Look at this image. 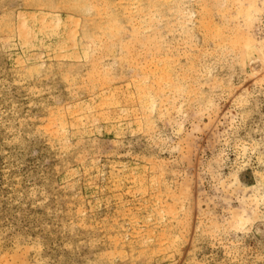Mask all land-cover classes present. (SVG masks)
<instances>
[{"label": "rangeland", "instance_id": "obj_1", "mask_svg": "<svg viewBox=\"0 0 264 264\" xmlns=\"http://www.w3.org/2000/svg\"><path fill=\"white\" fill-rule=\"evenodd\" d=\"M206 1L177 0L182 15L155 21L162 53L136 43L140 63L119 46L77 58L87 39L67 56L47 37L27 50L5 30L27 1L0 0V264H264V41L244 44L264 39V11L247 27L237 3L221 15ZM38 5L28 11L46 12ZM202 18L250 35L217 47ZM152 58L178 82L141 107L138 81L165 65Z\"/></svg>", "mask_w": 264, "mask_h": 264}, {"label": "bare ground", "instance_id": "obj_2", "mask_svg": "<svg viewBox=\"0 0 264 264\" xmlns=\"http://www.w3.org/2000/svg\"><path fill=\"white\" fill-rule=\"evenodd\" d=\"M27 1V3H26V7H27V11H25L24 13H22V12H20V14H21V16L18 18V21H17V23L15 24V23H12V22H8L7 24H6V27H5V30L6 31H11L12 32V34L14 33V35H17L18 37V40H19V42H20V44L22 45V47H24V48H26L27 50H29V48L28 47H36V46H38L39 45V42H40V40L42 39V38H44V37H47V39H49V45H51V46H55V47H59V48H56V50H57V52L55 53L56 54V56H57V53H58V56H59V54H61V52H65V56H67L66 55V52H69V50H68V48L70 47V46H76V47H82L83 45H86V44H83L82 43V41L83 40H89V42L90 43H88V44H93L92 46V48L90 47V45H88V50H85L86 49V47L84 48V50H81L80 48L78 49V51L76 50L74 53H75V55L76 54H78V56L79 55H82V56H86V57H88L89 55L91 56V55H93V54H91V52L93 53V52H95V51H98L99 49H102V51L104 50V51H107L108 53L110 52H113V53H115L116 52V49H117V47L119 46V50L121 49H123L124 51V53H122V51H120V52H118V53H121L123 56L121 57V55H120V57H121V60L123 61V59H127L128 60V58H132L133 57V50H135L136 51V47H135V45H136V43L138 44V43H140L139 45H142L141 47H146V49H148L149 51H150V55H148V56H150V57H152L151 55H153V57H154V55L155 54H157V53H155V52H160V53H162V51L160 50H158V45H159V38L161 37V36H157L156 37V33H155V28H156V22L155 21H157V19L158 18H164V20H166V18H167V21H165V22H167L166 23V25L168 26V21H169V17H167L168 16V12H173V10H175V11H177V13L179 12V14H181L182 15V12L180 13V10L182 9V6H179V5H177L178 4V2H177V0H125V2H123L122 0H26ZM120 1V2H119ZM174 1V2H173ZM197 1V0H196ZM206 1V0H205ZM244 1H247L246 3V5H245V3H244ZM177 2V3H176ZM180 2V1H179ZM186 2V1H185ZM191 2H193V1H191ZM206 2H209V1H206ZM40 3H42L43 5H44V7H45V9H46V12H30V11H28V10H30V9H32V8H35V7H33L32 5H38V6H40ZM176 3V4H175ZM182 4H183V2H181ZM181 3H179V4H181ZM201 3V2H200ZM233 3L235 4V3H237L238 4V10H237V14H236V12H235V17H236V15H238V18H239V16L241 17L239 20H244V22L243 23H246L245 24V26L247 25V27H249V25H252V24H254V23H252L254 20H258V16L260 15V14H262L263 13V11H264V0H263V2H262V5L260 6V3L258 2V0H212V2H210V5H212L211 7H212V9L213 8H217V9H219V10H221L222 11V14H221V12L218 10L217 11V9H216V11L218 12V13H220L221 15H223V13L225 14V12H227V11H229V8H231L230 7V5L232 4L233 5ZM199 4V3H198ZM173 5V6H172ZM195 5H196V3H195ZM209 5V4H208ZM208 5H206V6H203L204 7V10L206 11V9L207 8H209V7H207ZM42 6V5H41ZM236 5H233V7H235ZM189 7V6H188ZM191 7V6H190ZM205 7H207L206 9H205ZM29 8V9H28ZM185 7L183 6V9H184ZM194 8V7H193ZM237 8V7H236ZM66 9H71L74 13H75V17L74 18H72L71 16L73 15V14H70L69 16L71 17V18H69V16L68 15H66L65 14V10ZM182 9V10H183ZM187 9V8H186ZM203 9V8H202ZM210 9V8H209ZM208 9V10H209ZM185 10V9H184ZM190 9H188V11H189ZM191 10H193L192 8H191ZM12 11V10H11ZM70 11V10H69ZM212 10H209L207 13H212L211 12ZM215 11V12H216ZM231 11V10H230ZM71 12V11H70ZM191 12V13H190ZM202 12V11H201ZM214 12V11H213ZM216 12V13H217ZM19 13V12H18ZM173 13H175L176 14V12H173ZM189 15H191L192 14V11H189ZM209 13V14H210ZM63 14H65V15H63ZM170 14V13H169ZM188 14V13H187ZM228 14V13H227ZM227 14H225V15H227ZM17 15V14H16ZM171 15V14H170ZM169 15V16H170ZM177 15V14H176ZM197 15V14H196ZM9 16H10V14H9ZM11 16H12V14H11ZM10 16V17H11ZM146 16H148V18L146 17ZM173 16V15H172ZM201 16V15H200ZM204 16V15H203ZM207 16V15H206ZM213 16V15H212ZM230 16V15H229ZM18 17V16H17ZM137 17H139V19H140V21H142V22H140L139 24H141V25H138V26H135L134 27V23L131 25L130 24V26H133L132 28H131V30L134 28V30L133 31H128V32H130L129 34L127 33V31H126V25L128 24V23H132L133 22V20L134 19H136ZM196 17V16H195ZM209 17H211L210 15H209ZM208 17V20L210 19ZM224 17V16H223ZM226 17V16H225ZM234 17V16H233ZM235 17H234V19H235ZM171 18V17H170ZM204 18H206L205 16H204ZM214 18V17H213ZM222 18V17H221ZM230 18H232V16L231 17H229V19ZM243 18V19H242ZM139 19H138V21H139ZM141 19H144V20H141ZM190 19V18H189ZM212 19V18H211ZM227 18H225V20H226ZM233 18L232 19H230V20H234ZM12 20H14V19H12ZM12 20H10V21H12ZM163 20V21H164ZM173 20V19H172ZM205 21H206V19H204ZM207 20V21H208ZM221 20V19H220ZM228 20V19H227ZM225 21V22H229L230 23V21ZM238 20V21H239ZM259 20H260V17H259ZM132 21V22H131ZM134 21H137V19L136 20H134ZM197 21V20H196ZM202 21V22H201ZM213 21V20H212ZM211 21V22H212ZM215 21V20H214ZM213 21V22H214ZM236 21H237V17H236ZM165 22H164V27L166 28V29H168L169 27H167L166 25H165ZM170 22H171V20H170ZM198 22H200L201 23V26H202V24L204 25V26H202V27H206L205 28V30L206 29H209L208 31L210 32L209 34H207V35H210L211 34V36L209 37V36H206V37H208V38H211V37H213V39H215L216 38V40H217V42L216 43H218L217 45V47H219V46H221V44H222V46H224V47H228V46H230V44H231V47L232 48H239V47H241L242 46V43H240L241 42V40H242V38L244 39L245 38V40H246V36H248V35H250V34H246V32L248 31H244L245 32V34H246V36L245 35H242L244 32L243 31H241V30H239V29H237L236 30V28L234 27V28H232V30H236V32L239 34V37H238V35L236 36V34L237 33H235V34H233L234 32L233 31H228L227 33L228 34H226V32L225 31H227L228 29L226 28L227 26H228V23L227 24H225V25H227V26H224L225 28H226V30H225V28H221V27H223V23L221 24V27H220V25H219V27H217V25L215 24V23H213V24H215L216 26H214L210 21H208V22H206L205 24H207V25H205L203 22V18H202V20H200V21H198ZM223 22V21H222ZM224 22V23H225ZM241 22V23H242ZM255 22V21H254ZM189 23V22H188ZM241 23H239V22H237L236 23V27H238V26H240L241 27V25H239V24H241ZM251 23V24H250ZM256 23V22H255ZM260 23H261V20H260ZM137 24V23H136ZM169 24H171V23H169ZM173 24H175V23H173ZM231 24V23H230ZM234 26H235V23H232ZM238 24V25H237ZM159 25V24H158ZM157 25V26H158ZM179 25V24H178ZM182 25V24H181ZM170 26V25H169ZM187 26H188V24L186 25V28H187ZM191 26V25H190ZM230 26V27H229ZM228 27H229V29L231 28V26L232 25H229ZM245 26H242V28H240V29H242V30H244L243 29V27H245ZM172 27H173V25H172ZM178 27V26H177ZM208 27V28H207ZM256 28L258 27V26H255ZM126 28V29H125ZM174 28V27H173ZM181 28V27H180ZM258 28H260V27H258ZM183 29H185L184 27H183ZM190 29V27H188V30ZM193 29H194V27H193ZM250 29V28H249ZM129 30V29H128ZM197 30V29H196ZM200 30V29H199ZM246 30V29H245ZM251 30H253L252 28H251ZM144 31V32H143ZM162 31V30H161ZM168 31H169V29H168ZM180 31V30H179ZM192 31V30H191ZM260 32H261V29L259 30ZM127 33L128 35H130V37L129 38H131V39H127V40H124L125 38H123V36H121L123 33ZM133 32V33H132ZM170 32H173V31H169V33ZM186 32H187V30H186ZM230 32H232L231 34H233L232 36H235V38H240L241 37V35H242V38H241V40L240 39H231L230 37H231V35H230ZM240 32H242V33H240ZM124 33V34H125ZM157 33H158V31H157ZM162 33V32H161ZM177 33V32H176ZM183 33V32H182ZM199 33H201V32H199ZM206 33L207 32H204V35H206ZM254 33V32H253ZM8 34V33H7ZM159 34V33H158ZM174 34V33H173ZM202 34V33H201ZM194 35H196V34H194ZM203 35V36H204ZM230 35V39L228 38V36ZM167 36V35H166ZM178 36H179V38H180V35L178 34ZM193 36V35H192ZM192 36H190V37H192ZM243 36H245V37H243ZM123 38V40L124 41H121L119 38ZM169 37V36H168ZM175 37V36H174ZM177 37V36H176ZM184 37V36H183ZM186 37V36H185ZM190 37H188V39L190 38ZM256 37V36H255ZM259 37H260V35H259ZM172 38V37H171ZM205 38V37H204ZM116 39H118V40H116ZM185 39V38H184ZM192 39H193V37H192ZM161 40H162V37L160 38V44L162 43L161 42ZM168 40V39H167ZM177 40H178V38H177ZM185 40H187V39H185ZM44 41V40H43ZM163 41V40H162ZM176 41V40H175ZM190 41V40H189ZM209 41V40H208ZM211 41H212V38H211ZM264 41V39L262 38V40H259L258 41V39L256 40L254 37H253V35L252 36H248V38H247V40L246 41H244V42H246V43H244L243 42V40H242V42L244 43V44H246V47L245 48H247L246 50L247 51H255V50H257L258 48H259V45H260V43H262ZM165 42V41H164ZM221 44H220V43ZM81 43L83 44L82 46H81ZM166 43H169V42H166ZM188 43V42H187ZM190 43H192V42H190ZM216 43H215V45H216ZM40 44H41V42H40ZM163 44V43H162ZM169 44H171V43H169ZM178 44V43H177ZM48 45V44H47ZM137 46V45H136ZM163 46V45H162ZM161 45H160V47H162ZM221 46V48H224V47H222ZM244 46V45H243ZM48 47H50V46H48ZM55 47H54V49H55ZM121 47V48H120ZM135 47V48H134ZM152 47H154L153 49L155 50V51H153L151 48ZM168 47V46H167ZM192 47V46H191ZM138 49H143V48H139V47H137ZM156 48V49H155ZM236 48V49H237ZM242 48V47H241ZM244 48V49H245ZM53 49V50H54ZM137 49V50H138ZM161 49V48H160ZM169 49V48H168ZM226 49V48H225ZM52 50V51H53ZM145 50V49H144ZM147 50V51H148ZM157 50V51H156ZM163 50V49H162ZM174 50V49H173ZM219 51H220V49H218ZM55 51V50H54ZM90 53H89V52ZM140 51V50H139ZM139 51H137L136 52V56L138 57V54H140L141 52H139ZM146 50L144 51L145 53H146V55L147 54H149V51L147 52ZM166 51V50H165ZM169 51V50H168ZM213 51V50H212ZM223 51V50H222ZM225 51H227V50H225ZM139 52V53H138ZM86 53V54H85ZM96 53V52H95ZM126 53V56L124 55ZM138 53V54H137ZM145 53H144V55H145ZM170 53V52H169ZM174 53V52H173ZM172 53V54H173ZM224 53V52H223ZM227 53V52H226ZM71 54V53H70ZM89 54V55H88ZM129 54V55H128ZM62 56L64 55V53H62L61 54ZM88 55V56H87ZM131 55H132V57H131ZM145 55V56H146ZM158 55V54H157ZM176 55V54H175ZM175 55H173V57L175 56ZM177 55H179L180 56V54H177ZM204 55V54H203ZM134 56H135V53H134ZM140 56H142V55H140ZM144 56V57H145ZM160 56L162 57V55L160 54ZM207 56V55H206ZM76 57V56H75ZM92 57H94V55L92 56ZM101 57V56H100ZM120 57H119V55H117V59H119V61H120ZM172 57V59H174ZM29 58V57H28ZM77 58H80V56L79 57H77ZM102 58V57H101ZM141 58V57H140ZM155 58H157V56H155ZM160 57H158V59H159ZM166 58V57H165ZM165 58H162L163 59V63H160V62H158V61H156V59H154V58H152L153 59V61L155 60V62L157 63H160V66H161V64L163 65L165 62H164V59ZM176 58H178V57H176ZM95 59V58H94ZM138 59V58H137ZM136 59V57L134 58L133 57V59H131L132 61L134 60V61H136L137 60ZM145 59H147V58H145ZM168 59V58H167ZM93 60V59H92ZM124 60V62L126 63V61ZM130 60V61H131ZM166 60V59H165ZM169 60V59H168ZM167 60V61H168ZM95 61V60H94ZM100 61V60H99ZM138 61V60H137ZM136 61V62H137ZM140 61V63L142 62L141 60H139ZM138 61V62H139ZM161 61V60H160ZM166 61V62H167ZM173 61V60H172ZM176 61V60H175ZM175 61H174V63H175ZM121 62V61H120ZM129 62V61H128ZM128 62L126 63V64H128ZM151 62H152V60H151ZM162 62V61H161ZM178 61H176V63H177ZM192 62V61H191ZM94 63V62H93ZM93 63H92V66H93V68L95 67L94 65H93ZM123 63V62H122ZM132 64H133V62H131ZM130 63V64H131ZM154 63V62H153ZM152 63V64H153ZM121 64V63H120ZM130 64H128V65H130ZM151 64V63H150ZM154 65V68H156V69H158V68H160V66L158 67V65L157 64H153ZM157 65V66H156ZM165 65H166V63H165ZM164 65V66H165ZM167 65L168 66H170V65H172V64H170V63H167ZM167 65H166V67H161L160 69H158V70H156V69H153V70H156V71H158V72H153V71H149V72H153L151 75L149 74H147V73H145V71H144V73L145 74H147L146 76L144 75L143 76V78H142V80H140V81H138L137 83H138V86H137V88H136V90H135V92H136V94L137 95H139V96H137L138 98H140V99H137V100H140V101H137V102H140V104L141 105H143V106H141L139 103H138V105L139 106H141V107H145L144 106V104L146 105L147 103H145L146 101H149V103L152 101H154V98H155V96H157V97H159L158 96V94L160 93V92H158V94H157V91H158V89L160 88V87H162V86H165V85H169L170 86V84H176V85H174V86H177V83L176 82H178L176 79H177V76L176 75H174V77L176 78V79H174V77H173V74H175V73H173V72H175L174 71V69H172V70H169L171 67H167ZM179 64H177V66H178ZM191 65V64H190ZM195 65V64H194ZM122 66V65H121ZM176 66V65H175ZM195 66H197V65H195ZM143 67V66H142ZM150 67H151V65H150ZM191 67H194V66H192L191 65ZM95 68H97V67H95ZM111 68V67H110ZM132 68V67H131ZM180 68V67H179ZM190 68V67H189ZM197 68V67H196ZM32 69V68H31ZM29 70V72L30 71H32V70ZM147 69H149V68H147ZM181 69V68H180ZM182 69H183V67H182ZM199 69V68H198ZM89 70V71H88ZM87 71H86V74H87V72H89V75H90V77L91 76H93V78H94V75H93V70L94 69H92V72H91V70L90 69H88ZM98 70V69H97ZM116 70V69H115ZM151 70V69H150ZM160 70V71H159ZM175 70H176V68H175ZM193 70H196V69H193ZM33 71H35V70H33ZM96 71V70H95ZM101 74H102V72H101V70H98ZM140 71V70H139ZM190 71H191V69H190ZM98 72V73H99ZM138 72V71H137ZM137 72H135V74L137 73ZM142 72V71H141ZM173 74H172V73ZM178 72H180V71H178ZM185 72V71H184ZM189 72V71H188ZM188 72H186V73H188ZM193 72H195V71H193ZM197 72V71H196ZM195 72V73H196ZM97 73V71L95 72V74ZM97 73V74H98ZM99 73V74H100ZM105 72H103V74L102 75H105V77L109 80V78H111V75L112 76H114L112 79L114 80V78H115V75H113L112 73L108 76V74L110 73H108V72H106L105 74H104ZM108 73V74H107ZM182 73H183V70H182ZM181 73V74H182ZM98 74V75H99ZM119 75V74H118ZM121 75V74H120ZM185 75V74H184ZM184 75H180V76H184ZM192 75V74H191ZM194 75H196V74H194ZM88 76V75H87ZM100 76V75H99ZM89 77V76H88ZM102 77H104V76H102ZM104 77V78H105ZM109 77V78H108ZM119 77V76H118ZM138 77H140V76H138ZM179 77V76H178ZM92 78V79H93ZM96 78L97 77H95V81H96ZM103 78V79H104ZM135 78V77H134ZM194 78V77H193ZM73 79V78H72ZM75 79V78H74ZM73 79V80H74ZM101 79V78H100ZM111 79V80H112ZM94 80V79H93ZM98 80H99V78H98ZM105 80V79H104ZM104 80H102V82L104 81ZM110 80V81H111ZM133 80H135V79H133ZM180 80V79H179ZM183 81H184V79H182ZM187 80H188V78H187ZM190 80V79H189ZM75 81V80H74ZM95 81H93V83L95 82ZM101 81V80H100ZM99 81V82H100ZM135 81H137V80H135ZM135 81H133L132 83V85H134V83H135ZM192 81V80H191ZM97 82V81H96ZM137 83H135L136 85H137ZM164 83V84H163ZM166 83V84H165ZM170 83V84H169ZM189 83H190V81H189ZM186 84V83H185ZM136 85H134V87H136ZM168 85H167V88L166 89H168ZM190 85V84H189ZM188 85V86H189ZM172 86V85H171ZM180 86V85H179ZM178 86V87H179ZM191 86V85H190ZM166 87V86H165ZM173 87V86H172ZM183 87V86H182ZM120 88V87H119ZM188 88V87H187ZM191 88V87H190ZM160 89H162V88H160ZM159 89V90H160ZM173 89H174V87H173ZM178 89V88H177ZM181 89H183V88H181ZM132 90V89H131ZM165 90V89H164ZM163 90V91H164ZM180 89H178V91H179ZM133 91V90H132ZM161 91V90H160ZM181 91V90H180ZM131 92V91H130ZM165 92V91H164ZM183 92V91H182ZM187 92V91H186ZM132 94V95H131ZM130 95L131 96H133L134 95V92L133 93H131ZM115 95H117V93L115 94ZM128 95V94H127ZM130 95H128L129 97H130ZM124 96V95H123ZM114 97V96H113ZM117 97H118V95H117ZM133 97H135V96H133ZM136 97V98H137ZM165 97V96H164ZM166 97H167V95H166ZM169 97V96H168ZM167 97V98H168ZM125 98V97H124ZM159 98H161V97H159ZM114 99V105L115 106H118L120 103H122V101H120L118 98H113ZM125 100H127L128 101V103L127 104H129V102L131 101V103L133 102L134 103V101H135V103L134 104H136L137 102H136V100H134L132 97H130V98H126ZM169 100V99H168ZM142 102H144L143 104H142ZM159 102V101H158ZM166 102V101H165ZM165 102H163V103H165ZM125 103V102H124ZM156 103V102H155ZM159 103H162L161 101L159 102ZM153 104V103H152ZM150 105V104H149ZM154 105V107H155V104H153ZM147 106V105H146ZM136 107V106H135ZM152 107V106H151ZM142 109V108H141ZM147 109V108H146ZM59 116H60V114H59ZM61 117V116H60ZM65 117V116H64ZM63 118V117H62ZM66 120V119H65ZM65 120H64V122H65ZM59 121V120H58ZM61 121H62V119H61ZM63 122V123H64ZM54 123H56V122H54ZM66 123V122H65ZM61 124V123H60ZM62 125V124H61ZM52 126V125H51ZM58 126H60V125H58ZM50 127V126H49ZM58 129V128H57ZM57 129H56V132H57ZM55 130V129H54ZM48 131V130H47ZM52 131V130H51ZM62 131V130H61ZM62 133V132H61ZM63 134H65V133H63ZM64 137V136H63ZM58 140V139H57ZM177 202V201H176ZM160 217H162V216H160ZM163 234V233H162ZM143 252V251H142ZM141 252V253H142ZM150 253V252H149ZM163 253V252H162ZM146 254H147V251H146ZM148 255V254H147ZM139 258V257H138Z\"/></svg>", "mask_w": 264, "mask_h": 264}]
</instances>
